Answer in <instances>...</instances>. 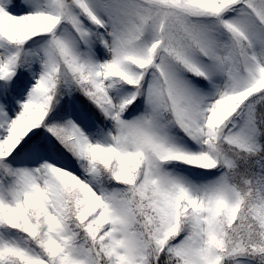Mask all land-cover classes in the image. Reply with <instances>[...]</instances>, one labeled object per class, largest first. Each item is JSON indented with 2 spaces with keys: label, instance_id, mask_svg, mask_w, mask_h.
<instances>
[{
  "label": "snow or ice",
  "instance_id": "1",
  "mask_svg": "<svg viewBox=\"0 0 264 264\" xmlns=\"http://www.w3.org/2000/svg\"><path fill=\"white\" fill-rule=\"evenodd\" d=\"M0 264H264V0H0Z\"/></svg>",
  "mask_w": 264,
  "mask_h": 264
}]
</instances>
